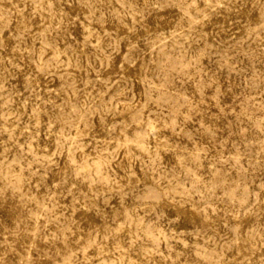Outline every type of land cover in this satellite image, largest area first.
I'll return each instance as SVG.
<instances>
[{"label": "rangeland", "instance_id": "obj_1", "mask_svg": "<svg viewBox=\"0 0 264 264\" xmlns=\"http://www.w3.org/2000/svg\"><path fill=\"white\" fill-rule=\"evenodd\" d=\"M0 264H264V0H0Z\"/></svg>", "mask_w": 264, "mask_h": 264}]
</instances>
